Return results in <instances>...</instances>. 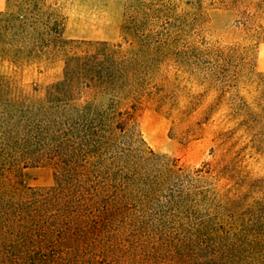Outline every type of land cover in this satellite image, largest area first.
Listing matches in <instances>:
<instances>
[{"label": "trees", "instance_id": "16d2710c", "mask_svg": "<svg viewBox=\"0 0 264 264\" xmlns=\"http://www.w3.org/2000/svg\"><path fill=\"white\" fill-rule=\"evenodd\" d=\"M193 1L126 0V46L65 38L59 0H8L0 10V58L63 62L38 100L0 78V164L49 163L55 172L45 189L9 194L0 181V264H84L90 248L104 250L106 236L124 241L110 247L121 251L118 264H147L171 249L193 257L199 213L210 199L199 184L212 166L190 170L145 148L134 138L136 115L164 90L156 80L168 55L180 58L172 46L189 17L184 4L243 6V24L264 34V0ZM208 48L229 64L234 47Z\"/></svg>", "mask_w": 264, "mask_h": 264}, {"label": "rangeland", "instance_id": "374dc122", "mask_svg": "<svg viewBox=\"0 0 264 264\" xmlns=\"http://www.w3.org/2000/svg\"><path fill=\"white\" fill-rule=\"evenodd\" d=\"M7 1L0 0V10ZM59 2L66 16L65 38L127 45L126 0ZM243 8L184 4L182 15L189 17L173 34L177 45L172 46L180 58L168 55L156 80L164 90L145 101L136 115L134 138L143 140L145 148L179 158L190 170L207 162L212 166L199 184L210 190V199L199 213L201 228L194 252L188 253L193 257H179L174 249L156 251L145 258L147 264H264V34L243 24ZM212 44L234 47L229 64L210 53ZM62 69L60 60L13 63L0 58V78L31 100L42 98ZM3 101L0 95V112ZM107 101L108 96L97 99ZM0 181L9 194L45 189L55 184V172L49 163L12 168L7 162L0 164ZM118 241L106 236L104 250L90 248L94 253L86 255L84 264H118L121 251L110 248L124 243Z\"/></svg>", "mask_w": 264, "mask_h": 264}, {"label": "crops", "instance_id": "0c3cea01", "mask_svg": "<svg viewBox=\"0 0 264 264\" xmlns=\"http://www.w3.org/2000/svg\"><path fill=\"white\" fill-rule=\"evenodd\" d=\"M0 6H1V4H0Z\"/></svg>", "mask_w": 264, "mask_h": 264}]
</instances>
